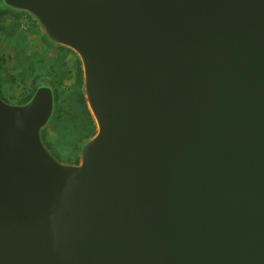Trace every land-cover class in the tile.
<instances>
[{
  "label": "water",
  "instance_id": "water-1",
  "mask_svg": "<svg viewBox=\"0 0 264 264\" xmlns=\"http://www.w3.org/2000/svg\"><path fill=\"white\" fill-rule=\"evenodd\" d=\"M74 54L95 126L0 96V264H264V0H0Z\"/></svg>",
  "mask_w": 264,
  "mask_h": 264
},
{
  "label": "rangeland",
  "instance_id": "rangeland-1",
  "mask_svg": "<svg viewBox=\"0 0 264 264\" xmlns=\"http://www.w3.org/2000/svg\"><path fill=\"white\" fill-rule=\"evenodd\" d=\"M0 85L3 99L18 104L29 95L34 79H52L57 91L58 117L43 133L49 153L60 163L74 164L80 142L95 132L80 102L79 61L71 52L48 47L39 28L27 17L6 16L0 22ZM44 75V76H43Z\"/></svg>",
  "mask_w": 264,
  "mask_h": 264
},
{
  "label": "trees",
  "instance_id": "trees-1",
  "mask_svg": "<svg viewBox=\"0 0 264 264\" xmlns=\"http://www.w3.org/2000/svg\"><path fill=\"white\" fill-rule=\"evenodd\" d=\"M6 16H13V17H15L16 19H21V18H23V17H27L28 19H30L28 16H25V15H23V14H12V13H10L9 12V10L0 2V22L2 21V19L4 18V17H6ZM0 31H2V27H0ZM45 43V42H44ZM58 49H60V48H58ZM61 50H64V49H61ZM65 51H67V50H65ZM69 52V51H68ZM80 65V64H79ZM50 78V77H49ZM79 78H80V80H81V69H80V71H79ZM36 81V78L34 79V82ZM34 84V83H33ZM33 94V93H32ZM32 94L30 93L29 95H27L25 98H23L18 104L20 105V104H25V103H27L29 100H30V98H31V96H32ZM0 96L2 97V93H1V85H0ZM3 98V97H2ZM55 100H56V104L58 105V100H57V91H55ZM80 102L82 103V105H84L85 106V103H84V99H83V96H82V93H80ZM86 107V106H85ZM86 112H87V114L89 115V113H88V111H87V109H86ZM57 117H58V108H57V115H56V119H57ZM89 117H90V115H89ZM91 118V117H90ZM56 119H55V121H56ZM92 120V119H91ZM54 121V122H55ZM93 122V121H92ZM94 125V124H93ZM95 127V126H94ZM45 131V130H44ZM95 133V132H94ZM94 134H92L91 136H93ZM91 136H86V138H84L81 142H80V144L83 142V141H85V140H87L88 138H90ZM78 163V158L76 159V161H75V163L74 164H77Z\"/></svg>",
  "mask_w": 264,
  "mask_h": 264
},
{
  "label": "flooded vegetation",
  "instance_id": "flooded-vegetation-1",
  "mask_svg": "<svg viewBox=\"0 0 264 264\" xmlns=\"http://www.w3.org/2000/svg\"><path fill=\"white\" fill-rule=\"evenodd\" d=\"M44 76V75H43ZM40 77L42 76H39L38 78H36V81L34 82L33 84V88H32V91H31V94L37 89V88H40V87H43V86H49V85H52L53 82H52V79L49 78V80H46V82H41L40 83Z\"/></svg>",
  "mask_w": 264,
  "mask_h": 264
}]
</instances>
